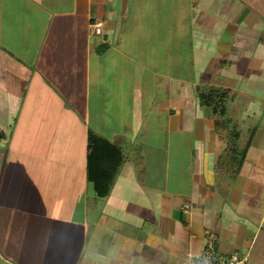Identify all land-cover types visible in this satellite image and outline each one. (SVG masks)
Listing matches in <instances>:
<instances>
[{
  "label": "crops",
  "instance_id": "obj_1",
  "mask_svg": "<svg viewBox=\"0 0 264 264\" xmlns=\"http://www.w3.org/2000/svg\"><path fill=\"white\" fill-rule=\"evenodd\" d=\"M210 238L264 264V0H0V264Z\"/></svg>",
  "mask_w": 264,
  "mask_h": 264
},
{
  "label": "built area",
  "instance_id": "obj_2",
  "mask_svg": "<svg viewBox=\"0 0 264 264\" xmlns=\"http://www.w3.org/2000/svg\"><path fill=\"white\" fill-rule=\"evenodd\" d=\"M96 32H100V25L97 24ZM199 264H247L246 256L238 253L224 255L216 250L215 241L210 238L200 255Z\"/></svg>",
  "mask_w": 264,
  "mask_h": 264
},
{
  "label": "trees",
  "instance_id": "obj_3",
  "mask_svg": "<svg viewBox=\"0 0 264 264\" xmlns=\"http://www.w3.org/2000/svg\"><path fill=\"white\" fill-rule=\"evenodd\" d=\"M209 95L210 94L206 96L208 97ZM199 97H200V100H203V101L208 100L207 102L213 105L212 108L214 110L216 109L215 99L212 101V99L211 100L209 99L210 96L207 99L203 97L202 94H200ZM108 148H109L108 143L104 139L91 134L89 137V145H88V158L90 159V164L93 163V161H95L96 158H107L109 154L111 155V153L114 152V149L116 150V153L119 155L117 158H122L121 152L118 150V148H112L110 150Z\"/></svg>",
  "mask_w": 264,
  "mask_h": 264
}]
</instances>
